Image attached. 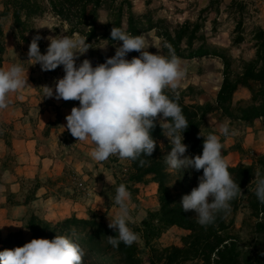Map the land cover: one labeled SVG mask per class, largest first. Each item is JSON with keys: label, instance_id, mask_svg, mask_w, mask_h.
<instances>
[{"label": "trees", "instance_id": "trees-1", "mask_svg": "<svg viewBox=\"0 0 264 264\" xmlns=\"http://www.w3.org/2000/svg\"><path fill=\"white\" fill-rule=\"evenodd\" d=\"M216 1L212 0L209 7H214ZM151 3H148L150 6ZM107 11L109 23L103 35L100 33L99 22L101 12ZM209 8L202 10L204 15ZM52 13L63 22L69 24V36L79 34L87 37L89 44H99L100 40L114 47L122 42L111 40L112 28L118 27L132 35H144L157 31L162 39V55H170L166 45H171L179 59L192 60L203 58H218L224 65L223 83L215 103L205 105L191 104L188 101L189 91L166 88L165 94L175 100L183 109L189 127L184 132L183 143L187 145L186 156L195 157L202 155L204 127L209 116L215 115L220 120L228 119L232 123L253 125L258 120H264V30L258 28L255 33L256 55L251 61L242 64L240 70L234 68L235 61L229 51L217 47L209 42L205 34V23L202 17L198 21H186L173 25L169 20L156 18L155 11L149 10L140 15L135 12L132 0H4V8L0 11V69L7 55L3 20L12 16L14 26L24 42H29L26 37L28 25L36 19ZM243 22L238 25V32L242 30ZM244 36L240 35L236 44L243 42ZM46 54L45 52H41ZM133 57L140 53L131 52ZM107 58L102 56V62ZM61 66L57 68L60 70ZM251 93L250 101L235 103V95L241 90ZM157 126L152 130V137L157 141L156 151L152 157L147 158L150 163L140 166L139 160L130 161L131 166L124 168L119 164V159H114L112 164L117 183L110 190L115 203L116 189L120 184H125L131 192V198L136 201L139 189L136 185L155 182L159 186V210L149 211L141 227H134L133 231L142 235L146 247L152 252V264H264V256L253 257L245 255L239 237L229 233L231 224L228 216L239 211L243 200H246L251 216L256 220L251 232L264 239V204H261L255 195L256 177L259 172L264 176V156L256 160L253 165L228 166L232 178L237 182L242 193L231 202L230 208L217 215L215 222L203 227L196 222L191 211L184 212L173 194L172 183L175 181L185 190L191 192L198 186V181L203 176V170L195 169L169 170L164 157L171 152L168 138L163 136L162 129L157 120ZM165 144L163 149L160 145ZM222 155L225 159L228 151L223 147ZM254 189L252 190V188ZM37 188V186H36ZM252 190V191H251ZM247 196V197H246ZM28 230L32 237L26 241L22 233L11 234L6 238L0 237V251L14 250L22 247L32 239L52 240L56 235L67 236L84 250L82 264L93 256L99 258L103 264H143L141 249L136 241L132 246L123 243L119 248H114L108 243L109 236H115L116 231L110 229L107 223L98 214H93L91 219L68 218L59 223H51L32 216L28 222ZM179 228L190 232L183 239V247H169L159 250L152 244L164 233L172 228Z\"/></svg>", "mask_w": 264, "mask_h": 264}, {"label": "clouds", "instance_id": "clouds-1", "mask_svg": "<svg viewBox=\"0 0 264 264\" xmlns=\"http://www.w3.org/2000/svg\"><path fill=\"white\" fill-rule=\"evenodd\" d=\"M36 35L28 51L29 60L39 64L42 71H53L63 66L65 75L54 82V87H42L45 97L64 101H79L71 114L66 116V128L78 141H91L94 145L90 155L96 162H104L111 156L122 160H139L140 166L150 161L157 148L152 130L157 126L171 144V152L164 157L169 170H203L198 186L182 197L184 212L194 211L198 224L207 227L217 215L230 208L242 190L232 178L222 155L220 135L227 137L228 124L220 128V135L210 133L204 137L202 155L186 156L187 145L183 143L184 132L189 123L183 109L165 94L166 88L177 89L184 73L181 61L171 45H166L170 55L152 54L147 51L156 45L146 35H132L121 28L113 27L111 40L122 42L116 47L115 55L105 63L93 67L85 55L93 44L79 34H61L48 37L46 54H42ZM106 47V46H105ZM104 48V47H101ZM140 53L131 60V52ZM34 64V65H35ZM28 77L22 64L8 70H0V109L8 108V96L26 88ZM63 127V126H62ZM64 128V127H63ZM163 149V144L160 145ZM255 195L264 204V176L257 174ZM131 192L125 184L116 189L115 203L119 208L115 219L108 227L116 231L108 237V243L119 248L123 243L132 246L138 234L128 226V202ZM84 250L67 236L56 235L54 239H32L14 250L0 251V264H82Z\"/></svg>", "mask_w": 264, "mask_h": 264}, {"label": "crops", "instance_id": "crops-1", "mask_svg": "<svg viewBox=\"0 0 264 264\" xmlns=\"http://www.w3.org/2000/svg\"><path fill=\"white\" fill-rule=\"evenodd\" d=\"M207 6L205 3L202 8ZM175 8L169 0H153L150 6L145 4L137 13L143 15L150 9H157L156 18L168 19L172 24L196 21L189 17V12H180L179 15ZM219 21L222 22V27H226V20ZM144 35L156 45L149 47L147 51L162 55V41L157 31ZM106 46L104 52L99 51L97 46L89 49L81 56L82 61L90 60L93 67L102 64V56H114L116 47L120 44L112 47L107 43ZM90 50L93 52L90 53ZM11 55L8 49L0 70L6 71L16 64ZM127 59H132L130 53ZM207 59H180L184 75L177 89H191L188 98L191 104L215 103L221 89L223 82H217L216 92L209 91L211 76L206 81L205 75H202ZM25 74L29 86L10 93L8 108L0 109V237L22 233L24 239L29 241L32 234L27 225L34 215L51 223H59L72 217L87 220L93 214H98L109 225L119 211L116 203L110 200V190L117 183L112 170L115 169V164L112 161L119 159V164L124 168L131 166L130 161L116 156H111L104 162L92 160V142L78 141L66 128V116L71 114L73 107L79 106V101H58L45 97L42 87H54V82L63 76L41 71L35 73L31 68H26ZM245 90L238 92L234 100H237L240 93H245ZM244 99L247 100L246 97ZM224 124H228L230 132L234 134L227 137L220 135V128ZM210 133L220 135L223 147L228 151L225 162L229 166L253 165L256 157L264 156V120L249 125L232 123L228 119L220 120L211 115L204 127V134L207 136ZM136 188L139 189L136 201L131 198L128 202V222L132 223L138 220L133 219L134 217L142 216L143 221L149 211H153L155 206L159 207L157 183L139 184Z\"/></svg>", "mask_w": 264, "mask_h": 264}, {"label": "rangeland", "instance_id": "rangeland-1", "mask_svg": "<svg viewBox=\"0 0 264 264\" xmlns=\"http://www.w3.org/2000/svg\"><path fill=\"white\" fill-rule=\"evenodd\" d=\"M134 3L135 12H140L145 4L151 3L153 0H132ZM212 0H169L171 4H174L177 9V12L180 15V12H189V17L198 21L200 17H202V22L205 23V34L207 35L209 42L216 45L219 48L229 51V54L233 57L235 64L234 68L240 70L242 64L246 61H251L255 58L256 55V42H255V33L258 28L264 30V0H215V6L209 7L210 2ZM146 2V3H144ZM208 4L206 8H202V5ZM184 4V5H181ZM159 6V5H158ZM183 6V7H182ZM185 7V8H184ZM201 7V8H200ZM4 8V0H0V11ZM209 8V10L202 15V10ZM137 10V11H136ZM155 16H157V9H154ZM108 12L103 10L101 12V20L99 22L100 25V33L106 31V27L109 23ZM138 14V13H137ZM175 19V18H173ZM168 20V19H167ZM190 20V19H189ZM221 21L226 20V24L222 27L223 24ZM191 21V20H190ZM240 22H243V27L240 32H238L237 28ZM180 23V22H178ZM178 23H174L173 25H177ZM3 28L5 33V43L7 48L11 51L12 60L16 64H22L24 69H34V72H45L41 70L39 64H35V61L29 60L28 51L29 45L32 39L36 35H40L43 37L39 41V47L41 52L47 51L49 47L50 41L47 39L48 37H56L61 34L69 36V24L63 22L60 18L56 17L52 13L46 14L44 17L36 19L34 22H31L28 25V30L26 32V37L29 42H24L19 32L16 30L14 26L13 17L10 16L3 20ZM233 35H230L232 34ZM223 34H228L227 36H221ZM244 36L243 42L240 44H236L237 38L242 35ZM229 36V37H228ZM71 37V36H70ZM162 41V39H161ZM99 44H95L99 51L104 52V47L107 45L105 41H98ZM107 48V46H106ZM91 49V48H90ZM93 52V50H90ZM95 53L97 52L94 50ZM160 51L162 52V44ZM79 64H81L82 58L77 60ZM35 64V65H34ZM204 67V66H203ZM202 69V68H201ZM224 65L222 61L218 58H208L207 64L203 70V74L205 75L206 81L209 80L208 76H211L212 83L209 84L210 93L216 92V84L222 83ZM49 75H62L64 76L63 66H61L60 70H53L45 72ZM201 74V71H200ZM208 83V82H207ZM243 94H239L237 96V100L235 103H239L241 101H250L251 93L248 90ZM247 93V94H246ZM246 97L247 100L244 98ZM249 97V100H248ZM163 146L165 144L163 143ZM255 154H253V157ZM256 159H259L256 157ZM261 176H263L262 172H259ZM256 187V184L255 186ZM252 188V190L254 189ZM172 189L175 199L181 203L182 197L186 194H190L183 188L180 184H177L175 181L172 183ZM251 190V191H252ZM152 193V190L150 191ZM139 194V193H138ZM150 196H152L150 194ZM247 197V196H246ZM159 201V194L158 199ZM156 205V202H155ZM154 205V206H155ZM153 206V208H154ZM159 207L155 206L154 212L158 211ZM194 216L196 213L191 211ZM137 214V213H136ZM147 217V215L145 216ZM103 220L107 223L104 217ZM138 219L135 222H128V226L133 230L134 227H141L142 222L146 219L141 218H133ZM229 223L231 224V229L229 233L239 237V241L241 244V248L245 255H252L253 257H257L259 255L264 256V239L262 237H258L257 235L251 232L252 227L254 226L256 220L251 216V211L248 208V204L246 200L240 205L239 211L237 213H230L228 216ZM108 225V223H107ZM133 226V228L131 227ZM190 232L181 230L179 228H172L166 233H164L160 238L153 242V246L159 250H163L169 247H183V239L189 235ZM140 249H141V257L143 259V264H152L150 262L152 252L146 247L145 242L142 239V235L138 234V240ZM99 258L91 256L87 262L83 264H103ZM162 264V263H161ZM164 264V263H163ZM187 264H198L189 262Z\"/></svg>", "mask_w": 264, "mask_h": 264}]
</instances>
